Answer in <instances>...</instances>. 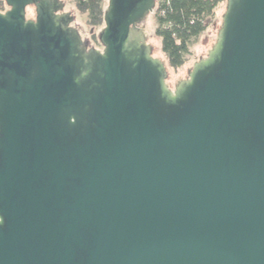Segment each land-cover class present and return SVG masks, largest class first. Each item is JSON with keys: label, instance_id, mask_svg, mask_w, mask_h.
Returning <instances> with one entry per match:
<instances>
[{"label": "water", "instance_id": "1", "mask_svg": "<svg viewBox=\"0 0 264 264\" xmlns=\"http://www.w3.org/2000/svg\"><path fill=\"white\" fill-rule=\"evenodd\" d=\"M0 1V264H264V0L174 90L158 0H108L103 49L64 0Z\"/></svg>", "mask_w": 264, "mask_h": 264}, {"label": "trees", "instance_id": "2", "mask_svg": "<svg viewBox=\"0 0 264 264\" xmlns=\"http://www.w3.org/2000/svg\"><path fill=\"white\" fill-rule=\"evenodd\" d=\"M87 15L91 29L102 30L108 0H70ZM225 0H158L154 11V36L160 40V52L167 70L179 71L188 61L191 48L210 26L216 10ZM0 1V11L6 10ZM99 34L93 35L96 46L101 47Z\"/></svg>", "mask_w": 264, "mask_h": 264}, {"label": "rangeland", "instance_id": "3", "mask_svg": "<svg viewBox=\"0 0 264 264\" xmlns=\"http://www.w3.org/2000/svg\"><path fill=\"white\" fill-rule=\"evenodd\" d=\"M66 1V10L71 11L72 14L75 15L76 19L73 23V26L78 28L80 31L81 36L84 40H86L89 44V47L102 49L101 47H97L95 40H93L94 34H99L101 30L98 29H91L87 24V15L81 13L75 6L74 3H72L70 0H64ZM227 7V0H225L216 10V14L214 19L210 22V26L207 29V31L203 34V36L199 39V41L194 44V46L191 48V54L188 56V61L185 67L180 69L179 71H173L168 70V79L167 84L169 87L174 90L176 84L179 80H186L189 77L190 71L193 69V66L196 62L199 60L206 58L209 51L213 48V46L216 43V39L218 36V32L222 25V18L223 15L226 12ZM27 16L28 18H34L35 17V11L34 9L28 8L27 10ZM154 13L148 17L146 22L143 24V27H145L147 35H148V41L150 45L153 47V54L156 58H159L161 60H164L162 57V54L160 52V40L157 39L154 36Z\"/></svg>", "mask_w": 264, "mask_h": 264}, {"label": "flooded vegetation", "instance_id": "4", "mask_svg": "<svg viewBox=\"0 0 264 264\" xmlns=\"http://www.w3.org/2000/svg\"><path fill=\"white\" fill-rule=\"evenodd\" d=\"M8 10V8H6V10L5 11H7ZM5 11H2V12H5ZM64 12H71V11H69V10H66V8H65V11ZM75 27V26H74ZM78 29V28H77ZM103 49V48H102Z\"/></svg>", "mask_w": 264, "mask_h": 264}]
</instances>
